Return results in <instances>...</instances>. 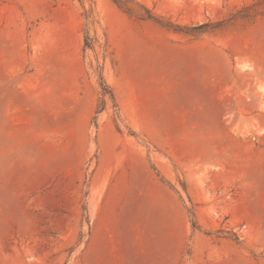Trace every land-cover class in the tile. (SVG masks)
Segmentation results:
<instances>
[{
    "label": "rangeland",
    "instance_id": "obj_1",
    "mask_svg": "<svg viewBox=\"0 0 264 264\" xmlns=\"http://www.w3.org/2000/svg\"><path fill=\"white\" fill-rule=\"evenodd\" d=\"M0 264H264V0H0Z\"/></svg>",
    "mask_w": 264,
    "mask_h": 264
}]
</instances>
